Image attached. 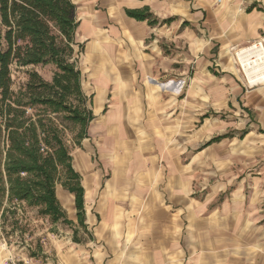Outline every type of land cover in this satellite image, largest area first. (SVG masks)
<instances>
[{"label": "crops", "instance_id": "obj_1", "mask_svg": "<svg viewBox=\"0 0 264 264\" xmlns=\"http://www.w3.org/2000/svg\"><path fill=\"white\" fill-rule=\"evenodd\" d=\"M72 1L94 117L65 264H264V84L232 55L264 37V0ZM144 7L173 20L125 11Z\"/></svg>", "mask_w": 264, "mask_h": 264}, {"label": "trees", "instance_id": "obj_2", "mask_svg": "<svg viewBox=\"0 0 264 264\" xmlns=\"http://www.w3.org/2000/svg\"><path fill=\"white\" fill-rule=\"evenodd\" d=\"M125 11L151 25L173 20L159 21L149 7ZM79 22L72 0H0V208L4 202H20L54 222L61 219L75 225L56 194L60 184L74 195L76 224L85 226L82 178L73 166L61 128L45 115L62 113L78 125L75 145L87 137L94 115L81 84L79 58L84 44L75 37ZM39 63L55 67L51 81L30 71L24 90L15 92L10 66ZM37 107L46 112H36ZM226 136L216 135L206 143ZM2 211L17 212L15 207Z\"/></svg>", "mask_w": 264, "mask_h": 264}, {"label": "rangeland", "instance_id": "obj_3", "mask_svg": "<svg viewBox=\"0 0 264 264\" xmlns=\"http://www.w3.org/2000/svg\"><path fill=\"white\" fill-rule=\"evenodd\" d=\"M236 66L239 68L238 64ZM10 70L12 89L16 92L24 90L26 82L30 79V71H36L44 80L51 81L56 69L50 63H39L24 67L12 64ZM240 76L246 81L241 72ZM37 110L36 112L39 113L46 112L41 107H37ZM45 115L58 123L67 147L73 152L76 148L74 142L79 126L65 119L62 113H48V115L45 113ZM59 200L66 210L67 217L75 223V226L61 219L54 222L48 215H40L35 207L25 206L24 203L4 202L0 208V264H65V253L69 251L68 247L74 246L73 242L78 243L83 235L79 225L76 224L74 204L70 207L63 201L60 194ZM3 207L9 209L15 207L17 212L3 213Z\"/></svg>", "mask_w": 264, "mask_h": 264}, {"label": "bare ground", "instance_id": "obj_4", "mask_svg": "<svg viewBox=\"0 0 264 264\" xmlns=\"http://www.w3.org/2000/svg\"><path fill=\"white\" fill-rule=\"evenodd\" d=\"M250 49L252 48L245 45L238 49V55H239V61L244 66V69L247 73L249 84L251 86H256V85H260V83H264L263 72H259L256 74L252 73L257 70L259 71V69H261V66H264V48L259 47V49L254 51L256 57L253 62H251V60L249 59L250 57L249 55L253 52V51H249ZM250 72L252 73L251 75Z\"/></svg>", "mask_w": 264, "mask_h": 264}, {"label": "built area", "instance_id": "obj_5", "mask_svg": "<svg viewBox=\"0 0 264 264\" xmlns=\"http://www.w3.org/2000/svg\"><path fill=\"white\" fill-rule=\"evenodd\" d=\"M246 46L252 48V49L249 50V51H253L249 55L250 56L249 59L251 60V62H253L255 57H256L254 51L259 49V47L264 48V37H260L257 40L249 42V43L246 44ZM238 49L239 48H233L232 47V55H233L234 63L239 65V68H238L239 71L242 73L243 78L246 79L247 84H249V79L247 78V73H246V71L244 69V66L239 61ZM259 72H263V74H264V66H261V69H259V71L257 70V71L252 72V73L256 74V73H259ZM252 73L250 72V75ZM58 264H61V263H58Z\"/></svg>", "mask_w": 264, "mask_h": 264}]
</instances>
